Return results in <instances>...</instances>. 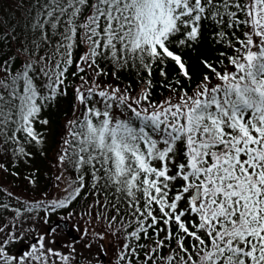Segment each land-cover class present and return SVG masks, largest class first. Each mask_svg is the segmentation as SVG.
I'll return each mask as SVG.
<instances>
[{
  "label": "snow or ice",
  "instance_id": "snow-or-ice-1",
  "mask_svg": "<svg viewBox=\"0 0 264 264\" xmlns=\"http://www.w3.org/2000/svg\"><path fill=\"white\" fill-rule=\"evenodd\" d=\"M0 264H264V0H0Z\"/></svg>",
  "mask_w": 264,
  "mask_h": 264
},
{
  "label": "rangeland",
  "instance_id": "rangeland-1",
  "mask_svg": "<svg viewBox=\"0 0 264 264\" xmlns=\"http://www.w3.org/2000/svg\"><path fill=\"white\" fill-rule=\"evenodd\" d=\"M71 223H73L74 225L77 223L75 220H72L70 221ZM43 230V226H42V229ZM30 238V237H29ZM57 240L61 241V242H64L68 239H70L66 233H63V232H58L56 237H55Z\"/></svg>",
  "mask_w": 264,
  "mask_h": 264
},
{
  "label": "trees",
  "instance_id": "trees-1",
  "mask_svg": "<svg viewBox=\"0 0 264 264\" xmlns=\"http://www.w3.org/2000/svg\"><path fill=\"white\" fill-rule=\"evenodd\" d=\"M53 219L55 220L56 218L54 217ZM15 247L17 250L19 249V245H16Z\"/></svg>",
  "mask_w": 264,
  "mask_h": 264
}]
</instances>
